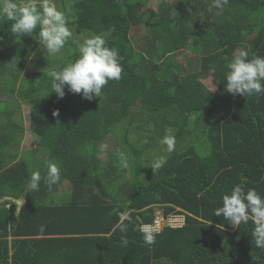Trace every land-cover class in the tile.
<instances>
[{"label": "trees", "instance_id": "trees-1", "mask_svg": "<svg viewBox=\"0 0 264 264\" xmlns=\"http://www.w3.org/2000/svg\"><path fill=\"white\" fill-rule=\"evenodd\" d=\"M211 3L177 0L158 11L133 0H72L68 25L79 35H104L122 57L121 79L109 81L91 100L67 89L63 98L51 92L49 73L73 62L78 45L70 40L66 54L52 58L40 51L39 28L32 36L15 37L11 22L0 20V74L6 69L3 49L19 63L33 51L38 55L39 69L22 77L16 93L30 106L38 146L48 150L46 157L60 159L62 179L72 182L63 203L45 201L51 191L45 187L27 190L28 161L7 164L4 158L3 147L11 140L18 144L22 131L9 111L11 120L0 127V198L7 196L0 204V264H264L251 221L233 227L213 214L236 184L264 196V94L233 96L225 87L227 65L238 49L249 58L264 56V0H229L223 10ZM140 25L144 40L136 48ZM188 40L196 41L193 53L200 56L192 69L174 60L188 49ZM207 77L214 89L204 85ZM132 126L146 133L138 139H144L140 148L128 141ZM168 129L175 149L166 151L162 168L148 169L144 183L142 150ZM118 131L133 156L134 175L122 182L116 166L88 148ZM23 193L25 201L13 203ZM156 205L165 214L179 207L188 215L183 226H164L147 246L138 229L153 221ZM123 212L130 222L122 234L116 225Z\"/></svg>", "mask_w": 264, "mask_h": 264}, {"label": "clouds", "instance_id": "clouds-1", "mask_svg": "<svg viewBox=\"0 0 264 264\" xmlns=\"http://www.w3.org/2000/svg\"><path fill=\"white\" fill-rule=\"evenodd\" d=\"M228 2L229 0H212L211 7L223 10ZM0 20L11 22L10 32L15 37L32 36L39 28L35 38L39 41L40 48L46 50L47 56L61 53L73 35L68 25L67 14L57 8L54 0H0ZM77 51L78 56L73 62L49 73L51 92H55L58 98H63L67 89L68 92L80 94L82 98L91 100L101 96L103 87L109 81L118 82L121 79L122 57L116 48L107 46L104 35L84 38L78 44ZM34 55L35 53H30L29 58ZM225 87L226 92L233 96L264 94V56L253 54L249 58L247 50H240L227 65ZM58 114V110L53 111V116ZM159 142L166 147L167 153L171 154L174 151L176 141L171 129L166 130ZM120 163L122 167H128L125 158H121ZM166 163L167 160L161 157L148 162V165L156 171ZM61 171L59 163L48 161L45 183L49 187L59 183L62 179ZM41 180L40 172L33 171L26 185L27 190L38 191ZM154 209L158 211L154 214V218L158 216L159 211L166 215L162 205H156ZM177 209H179L177 213H183L185 217L188 215V212L182 208L177 207ZM19 212L20 208H15V215ZM213 214L218 217L223 216L224 220L233 227L247 225L251 221L254 225L251 237L255 246L264 249V196L254 188L245 190L242 184L234 185L230 192L223 194L222 206L216 208ZM128 222H130V214L120 213L116 227L122 234L128 231ZM138 230L147 246L156 243L157 232L160 230L156 232L154 227L148 225ZM122 242L128 244V240L123 236Z\"/></svg>", "mask_w": 264, "mask_h": 264}, {"label": "rangeland", "instance_id": "rangeland-1", "mask_svg": "<svg viewBox=\"0 0 264 264\" xmlns=\"http://www.w3.org/2000/svg\"><path fill=\"white\" fill-rule=\"evenodd\" d=\"M133 1H139L144 4L145 8H153L158 9L160 6L164 5L166 6H172L173 3L177 0H133ZM70 2L72 3V0H54V3L56 4L57 8L59 10L64 11L67 14V17H71V9H70ZM71 15V16H70ZM71 31H72V37L70 40H72L76 45H78L84 38L91 37L93 34H87L79 35L74 31V28L72 25H69ZM137 31H140V36L134 41V46L137 48L138 43L143 41V34L144 29L142 25L137 29ZM69 40V41H70ZM188 49L183 48L180 53H178L175 56V62L183 66L185 69H192V63L195 64V66L199 63V55H196L193 53L198 50V44H196V41L192 42V40H188ZM40 47V45H39ZM65 48L61 51V53L50 56L52 58H60L61 56L65 55L69 48ZM193 47V49L190 51V49ZM13 50L19 54V50L17 48H12ZM2 51H7L6 60H5V66L6 69L0 74V127L6 126L8 123V120H11L7 114L9 111L13 109V112L10 116H12L13 120L17 122L18 124L22 125V131L19 136V143L16 144L15 140H11L10 144L8 146L3 147V153L4 158L7 164L9 161H28L29 165L27 168L29 169V173L31 174L35 169L36 171H39L41 174V177L44 175H47V162L48 161H54L57 163H60V159L55 156H47V151L43 147L38 146L39 137L37 134H35L30 126V106L27 104L24 100H22V97L20 94L16 93L17 89L21 86V79L22 77L26 76V74L30 73L31 71H37L39 67L37 68V59L38 55L35 53V55L31 58L29 56L27 59H25L22 63L16 62L13 59H11L10 51L7 49H3ZM40 51H43L46 54V50L40 49ZM240 49L237 50L239 52ZM189 57L191 61V66L188 67L186 65L187 61L186 58ZM20 67H18V65ZM18 70L19 74L16 78L12 77V73ZM203 83L206 87L209 89H214L215 85L212 83L211 77H207L203 79ZM5 88L10 91L13 90V92L9 93ZM14 134L17 136V130H13ZM141 130H137L134 126L129 127V133H128V141L131 142V144L136 145L138 148L139 145L143 142V140L138 141L141 135L145 136V132ZM163 137V136H162ZM162 137L154 136V140L152 142L155 143V145L147 146L143 148L141 153V165L143 173L140 174L141 180L145 183L148 181L150 175L149 170L152 169L150 165H148V162H151L157 158L163 157L165 159L166 157V147L164 145L160 144V139ZM88 148L91 150H94L97 152L98 156L102 160L109 161L115 165V172L120 174V177L118 178L119 182H122L121 180H125L128 178H132L134 175L133 166V156L131 152H125V150H128V144L124 142L122 139V132L118 131V134L115 135L113 132L107 136L101 143L95 146L94 148L90 147L88 145ZM46 150V151H45ZM121 158H125L128 162V167L124 168L121 166ZM13 162V163H14ZM12 164V163H9ZM34 167V170H33ZM32 169V170H31ZM44 180V179H43ZM72 185V182L70 179H61L59 183L56 185H52L49 187L45 181L44 184L40 186L39 189H43L45 187L46 192L49 194H53L52 189H54L55 197H47L45 196L43 199L49 203L51 202H66L70 199V186ZM43 193V192H42ZM24 193L19 196L18 199H12L13 203L16 202L17 204L23 203L25 201L23 197ZM5 197L0 198V204L4 202ZM158 211L154 209V214H156Z\"/></svg>", "mask_w": 264, "mask_h": 264}, {"label": "built area", "instance_id": "built-area-1", "mask_svg": "<svg viewBox=\"0 0 264 264\" xmlns=\"http://www.w3.org/2000/svg\"><path fill=\"white\" fill-rule=\"evenodd\" d=\"M184 221H185V216L183 213L170 212L166 215H163V213L159 211L158 216L155 217L151 223H144L140 227L146 225L152 226L157 232L165 225L171 227L182 226L184 224Z\"/></svg>", "mask_w": 264, "mask_h": 264}, {"label": "crops", "instance_id": "crops-1", "mask_svg": "<svg viewBox=\"0 0 264 264\" xmlns=\"http://www.w3.org/2000/svg\"><path fill=\"white\" fill-rule=\"evenodd\" d=\"M52 196L55 197L54 192H53V194H48V195H47V197H52ZM4 197H5V196H4ZM52 203H56V202H52Z\"/></svg>", "mask_w": 264, "mask_h": 264}, {"label": "water", "instance_id": "water-1", "mask_svg": "<svg viewBox=\"0 0 264 264\" xmlns=\"http://www.w3.org/2000/svg\"><path fill=\"white\" fill-rule=\"evenodd\" d=\"M5 198H7V196H5ZM15 200V199H14Z\"/></svg>", "mask_w": 264, "mask_h": 264}]
</instances>
